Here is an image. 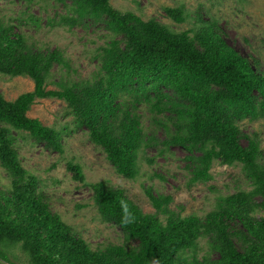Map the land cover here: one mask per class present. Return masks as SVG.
<instances>
[{
	"label": "trees",
	"instance_id": "1",
	"mask_svg": "<svg viewBox=\"0 0 264 264\" xmlns=\"http://www.w3.org/2000/svg\"><path fill=\"white\" fill-rule=\"evenodd\" d=\"M165 12L184 21L182 8ZM88 22L107 33L95 57L99 68L85 81L62 76L54 90L47 89L53 65L68 69L62 53L30 47L21 33L0 22V76L28 77L34 85L13 102L0 93V167L10 178L6 195L0 193V244L19 245L29 264H264V218L252 216L264 211L262 153L256 138L238 127L242 120L264 117V71H256L228 46L214 22L174 33L155 20L113 9L109 0H70L60 24L86 27ZM41 99L64 101L75 125L87 131L126 179L138 175L139 152L157 143L142 127L138 110L145 108L151 126L165 133L162 146H177L187 154L192 183L209 181L212 163L218 161L241 166L252 189L219 197L203 218L169 211L171 198L147 189L157 213L166 214L163 223L156 214H143L121 190L92 184L101 220L119 227L124 239V245L92 251L51 213L37 178L19 161L13 132L26 133L52 153L64 152L66 126L45 127L26 116ZM67 170L74 181H84L79 165L69 162ZM199 239L208 242L201 258Z\"/></svg>",
	"mask_w": 264,
	"mask_h": 264
},
{
	"label": "rangeland",
	"instance_id": "2",
	"mask_svg": "<svg viewBox=\"0 0 264 264\" xmlns=\"http://www.w3.org/2000/svg\"><path fill=\"white\" fill-rule=\"evenodd\" d=\"M35 1L30 5L24 1L0 0V22L21 33L28 46L62 53L68 69L53 65L52 82L47 89H56L54 82L62 76L64 79L69 76L73 81L92 79L99 68L95 57L108 41L104 37L107 33L90 22L86 27L60 24L61 16L68 12L70 0ZM109 4L113 9L131 12L143 21L155 20L174 33L198 28L203 22H214L228 46L248 60L256 71H264V0H109ZM167 8H182L184 21L178 23L167 16ZM29 16L38 22L29 20ZM33 87L28 77L0 76V93L6 101H15L21 94L31 92ZM69 111L64 101L41 99L36 100L26 113L28 118L39 120L45 127H67L61 134L62 155L36 145L26 133L13 132L15 147L23 169L37 178L39 192L51 213L58 215L92 251L104 250L109 245H124L119 227L101 220L93 200L92 184L103 182L112 189L121 190L143 214H156L163 223L166 214L157 213L146 195L147 189L155 196H169L172 200L169 211L200 218L214 210L219 197L252 189L241 166L218 161L212 163L209 181L192 183L185 161L187 154L177 146L167 149L162 146L165 133L161 128L151 126L145 108L138 110L142 127L157 143L139 152L138 175L135 179H126L107 161L102 149L91 142L87 131L75 125ZM238 127L242 134L256 138L264 164V117L242 120ZM241 143L245 146L247 142L242 140ZM160 150L165 152L161 155ZM69 162L81 167L83 182L73 180L72 173L67 170ZM8 188L10 178L0 167L1 196L6 195ZM252 216L255 220L264 218V211L256 210ZM198 247L197 255L201 258L208 251L207 240L199 239ZM0 264H29V260L19 245L0 244Z\"/></svg>",
	"mask_w": 264,
	"mask_h": 264
}]
</instances>
